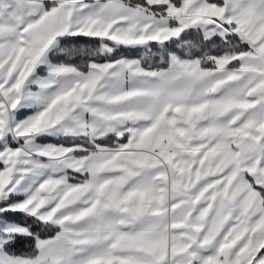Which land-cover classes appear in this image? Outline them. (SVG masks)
<instances>
[{
  "label": "snow or ice",
  "instance_id": "6c2138e0",
  "mask_svg": "<svg viewBox=\"0 0 264 264\" xmlns=\"http://www.w3.org/2000/svg\"><path fill=\"white\" fill-rule=\"evenodd\" d=\"M0 264H264V0H0Z\"/></svg>",
  "mask_w": 264,
  "mask_h": 264
},
{
  "label": "trees",
  "instance_id": "16d2710c",
  "mask_svg": "<svg viewBox=\"0 0 264 264\" xmlns=\"http://www.w3.org/2000/svg\"><path fill=\"white\" fill-rule=\"evenodd\" d=\"M76 43L73 45H68L69 47H78L82 50L81 54L79 56H75L70 58V62L76 63V64H83L88 59H95L98 62H104L105 57L97 55L99 50V43L93 39L90 38H83L78 37L74 38ZM187 40L191 41L193 44L201 45L203 51L193 50L194 55H203L205 52L209 53L211 55H218L221 52V49L223 48V45L219 40L216 41L215 44L210 43H203L201 42V38L195 34L192 33L191 35L187 36ZM171 51L175 52L177 55H180L181 57H185V53L187 52L186 47H181L180 45H175L171 47ZM153 52H156V47H153ZM145 53L140 51H128V50H119L116 53L113 54L111 57L112 59L115 58H135V59H143ZM148 66L147 64L145 65ZM152 66L160 67L162 66L159 61V57L155 56L152 58ZM47 142L51 143H57L55 139H51ZM8 220L16 223H25V217L22 214H8ZM33 231L37 232L41 238H48L50 236H53L55 234L54 230H45L44 227L40 225L33 224L32 225ZM34 249V240L28 239V238H19L15 245L11 248V251L14 252L16 255H27L31 254Z\"/></svg>",
  "mask_w": 264,
  "mask_h": 264
},
{
  "label": "crops",
  "instance_id": "0c3cea01",
  "mask_svg": "<svg viewBox=\"0 0 264 264\" xmlns=\"http://www.w3.org/2000/svg\"><path fill=\"white\" fill-rule=\"evenodd\" d=\"M123 50L144 52L143 49H123ZM127 59H135V58H127ZM50 140H51V139H50Z\"/></svg>",
  "mask_w": 264,
  "mask_h": 264
}]
</instances>
